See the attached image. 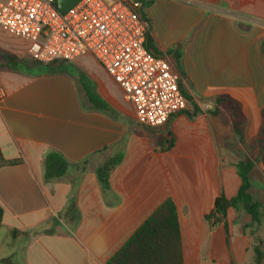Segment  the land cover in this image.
<instances>
[{
	"label": "crops",
	"instance_id": "1",
	"mask_svg": "<svg viewBox=\"0 0 264 264\" xmlns=\"http://www.w3.org/2000/svg\"><path fill=\"white\" fill-rule=\"evenodd\" d=\"M198 1L223 13L185 0H155L145 11L155 53L179 72L189 103L161 128L138 124L124 95L88 70L110 106L93 108L76 72L32 61L27 42L0 30V264H107L167 199L177 208L183 264H254L245 229L252 216L229 208L214 226L206 216L221 194H238L237 164L263 125L264 0ZM82 58V66L96 62ZM222 95L242 106L243 142L229 118L212 114ZM169 130L175 143L162 149L159 135ZM52 151L71 166L63 178L47 181ZM118 154L122 160L104 189L96 170ZM250 181L263 227L264 161Z\"/></svg>",
	"mask_w": 264,
	"mask_h": 264
},
{
	"label": "built area",
	"instance_id": "2",
	"mask_svg": "<svg viewBox=\"0 0 264 264\" xmlns=\"http://www.w3.org/2000/svg\"><path fill=\"white\" fill-rule=\"evenodd\" d=\"M153 1L80 0L64 12L58 0H0V30L27 42V55L39 64L93 57L133 106L138 124L161 128L189 103L170 59L145 46L151 24L140 10ZM4 95L0 88V99Z\"/></svg>",
	"mask_w": 264,
	"mask_h": 264
},
{
	"label": "trees",
	"instance_id": "3",
	"mask_svg": "<svg viewBox=\"0 0 264 264\" xmlns=\"http://www.w3.org/2000/svg\"><path fill=\"white\" fill-rule=\"evenodd\" d=\"M151 4L152 2L143 3L140 10L142 17H147L145 11ZM145 46L150 52L157 55L155 53L156 42L150 30L146 34ZM57 70L59 69L57 68ZM78 79L81 85V91L88 98L93 108L101 111L110 110L109 104L97 92L96 85L90 80L86 73L80 71ZM195 113L196 112L187 113V115L193 116ZM212 114L226 123L227 118H229L234 133L243 142L245 134V115L238 101L230 96H219L216 99L215 109ZM261 116L263 125L252 144L251 152L244 160L237 164L238 173L242 180L238 194L231 199L226 198L223 194L217 198L214 211L206 216V220L212 226L218 225L224 221L229 208H234L238 212H245L252 216V224L245 227L248 232L252 228L259 227L262 224L263 216L261 210L263 206L255 202L250 194V173L256 163L260 161L262 153L264 152V108L261 112ZM174 143L175 135L170 130L159 135V144L162 149H170L173 147ZM121 160L122 155L118 154L108 159L97 168L96 175L100 185L104 189L108 188L110 174ZM70 166L71 163L62 153L57 151L49 152L45 158V179L49 181L63 178ZM2 217L3 209L0 207V225ZM257 241L258 242L253 246L255 252L254 264H263L264 251L262 250V241L259 238ZM107 264H183L180 224L177 208L173 200L167 199L140 226L134 235L107 262Z\"/></svg>",
	"mask_w": 264,
	"mask_h": 264
},
{
	"label": "rangeland",
	"instance_id": "4",
	"mask_svg": "<svg viewBox=\"0 0 264 264\" xmlns=\"http://www.w3.org/2000/svg\"><path fill=\"white\" fill-rule=\"evenodd\" d=\"M80 60L79 61H76V62H73V63H64V66L68 70V73L73 74L71 71H74L77 74H79L80 71H83L85 73L88 70L94 71L101 78H103L107 82V84L112 88V90L114 92L117 93V95H119V97L120 96H123V93L121 91H119L118 88L116 87V85H114L110 81V78L108 77V75L105 73V71L95 61H92L91 60V61L87 62L86 63L87 67H86V66L80 65ZM41 68H45V67H41ZM86 75L91 79V77L87 73H86ZM79 89H80V92L82 93V95L85 96V94L81 91V86L80 85H79ZM96 90H97V92L99 94H101V92H99V89H98V86L97 85H96ZM103 92H105V91L103 90ZM251 149H252V146H251ZM260 161H264V152L262 153V156H261ZM249 232H250V235H251V237L253 239V244L254 245L258 242L257 241L258 238L262 241V250H263V248H264V245H263V242H264V225H263V227L262 226L261 227H254Z\"/></svg>",
	"mask_w": 264,
	"mask_h": 264
},
{
	"label": "water",
	"instance_id": "5",
	"mask_svg": "<svg viewBox=\"0 0 264 264\" xmlns=\"http://www.w3.org/2000/svg\"><path fill=\"white\" fill-rule=\"evenodd\" d=\"M80 0H58V7L61 11H68Z\"/></svg>",
	"mask_w": 264,
	"mask_h": 264
}]
</instances>
